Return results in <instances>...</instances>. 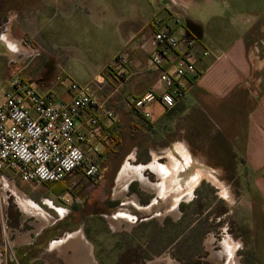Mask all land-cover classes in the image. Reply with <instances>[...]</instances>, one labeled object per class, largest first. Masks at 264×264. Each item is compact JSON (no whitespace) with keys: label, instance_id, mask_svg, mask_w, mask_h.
<instances>
[{"label":"crops","instance_id":"0c3cea01","mask_svg":"<svg viewBox=\"0 0 264 264\" xmlns=\"http://www.w3.org/2000/svg\"><path fill=\"white\" fill-rule=\"evenodd\" d=\"M173 2L163 0L160 7L157 0H0V85L6 79L20 76L33 84L40 94L51 96L57 102H66L71 94L57 84L58 77L89 84L97 100L105 102V110L115 115L113 120H108L104 112L98 111L103 136L110 133L112 141L118 138L121 143V120L125 116L130 133L136 135L154 126V121L163 119V124L169 128L183 116L194 113L200 118L204 115L215 128L209 137L216 143L214 148L231 151L252 169L246 181L251 182V191L264 201V88L259 96L252 80L253 71H264V0ZM174 13L181 16L180 25L174 28L176 34L191 32L197 41V52L207 51L209 55L199 54V77L182 81L188 93L173 109L157 101L137 111L129 102L131 97L163 90L160 70L150 66V55L154 50L151 23L161 16L174 26ZM258 47H262L263 55L255 61L252 55L254 51L257 53ZM122 52L127 53L128 64L123 68L115 65L112 77H106L105 72ZM236 102H241L244 108L238 109L241 114L235 121L236 127L228 133L212 118L216 119L219 107ZM145 113L150 114L148 119ZM88 116V113L84 114L78 122L82 132L88 127ZM96 141H100L98 137ZM102 141L101 151L108 140ZM30 202L39 219L52 221L41 208ZM49 206L53 207L52 204ZM53 208L59 214L68 213V207ZM39 219L35 218L38 223L31 225L33 229L17 237V244H12L6 255L7 262L84 263V259L69 248L71 245L64 244L67 250H64L66 254L61 250L63 256L53 254L58 248L54 244L68 238L49 242L51 234L40 236L47 226ZM83 228L79 231L87 243L80 245L86 249L89 243L82 234ZM31 234L36 236L34 244Z\"/></svg>","mask_w":264,"mask_h":264},{"label":"rangeland","instance_id":"374dc122","mask_svg":"<svg viewBox=\"0 0 264 264\" xmlns=\"http://www.w3.org/2000/svg\"><path fill=\"white\" fill-rule=\"evenodd\" d=\"M157 2L163 6V0ZM259 51L252 55L255 61L263 55L261 48ZM256 70L260 75L264 72ZM113 74L112 70L105 72L106 77ZM258 81L262 84L264 77ZM240 108H244L241 102L228 103L216 110L212 120L230 133ZM197 115L183 116L169 128L163 119L154 121V126L136 135L130 133L125 116L121 120V146L114 147L108 140L102 150L101 179L92 182L80 171L67 177L66 187L62 185V190H67L57 193L68 195L63 203L58 197L50 199L42 185L30 186L11 172L0 173L1 264H10L6 255L12 244L33 229L31 225L38 223L35 218L39 219L34 210H21L16 191L50 217L52 221L39 219L45 227L66 215L53 207H74L77 217L83 215L84 220L74 223V228L65 226L67 232H53L48 238L55 242L68 238L54 244L58 248L53 254L63 256L61 250H67L64 244L71 245L76 256L86 258V264H117L122 245L117 248L116 244L123 238L130 256L137 249L142 255L138 259L147 258L138 264H264V201L246 181L252 169L231 151L214 148L216 143L209 140L213 124L204 115L201 119ZM108 146L113 150L107 151ZM163 168L164 173L171 172L166 178ZM122 216L129 220L118 219ZM151 222L155 226L146 232L151 243L141 248L145 242L137 235L127 238L141 224ZM167 222L169 228L160 233L158 229ZM80 224H84L82 234L89 243L86 249L80 245L87 243L79 231ZM72 238L78 241H68Z\"/></svg>","mask_w":264,"mask_h":264},{"label":"built area","instance_id":"2783aa9c","mask_svg":"<svg viewBox=\"0 0 264 264\" xmlns=\"http://www.w3.org/2000/svg\"><path fill=\"white\" fill-rule=\"evenodd\" d=\"M179 14H172L174 26L161 16L151 23L154 50L150 66L160 70L163 90L131 97L129 102L137 111L157 101L173 109L188 93L182 81L199 77V54L209 55L207 51L197 52V41L189 32L176 34L174 28L181 23ZM128 62L127 53L122 52L114 65L123 68ZM57 84L71 94L69 101L57 102L51 96L40 94L20 76L6 79L0 85V173L11 172L20 181L35 187L61 182L77 171L86 179L98 182L102 140L111 137L110 133L103 136L98 111L104 112L108 120H113L115 115L106 111L105 102L93 95L91 85L79 84L64 76L57 78ZM86 113L88 127L82 132L78 122ZM144 116L148 119L150 114ZM67 197H61V201H67Z\"/></svg>","mask_w":264,"mask_h":264},{"label":"trees","instance_id":"16d2710c","mask_svg":"<svg viewBox=\"0 0 264 264\" xmlns=\"http://www.w3.org/2000/svg\"><path fill=\"white\" fill-rule=\"evenodd\" d=\"M262 48V47H261ZM108 70H112V67H110ZM256 73V74H255ZM259 72H257V70H255V71H253V77H252V80H253V85L255 86V88L257 89V92H258V95L260 96L261 94H262V91H263V88H264V82L262 83V85L261 84H259V81L258 80H260L261 78H262V76L264 77V72H263V74H258ZM110 140H112V136H111V139ZM114 140H115V143H114V147H120L121 146V142H120V139H118V138H115V139H113V141H112V143L114 142ZM110 147V146H109ZM108 147V149H107V151H111V150H113L112 149V147H110L109 148ZM67 189H63L62 190V192H64V191H66ZM169 224L170 223H165V225H164V227L163 228H159L158 230H160L159 232L160 233H163V232H165V230L167 229V228H169ZM153 226H155L154 225V223H143V224H141L137 229H135L134 231H133V234H131L129 237H127V238H132V237H134V235H137L138 236V238H140L141 240H143L144 242H145V244H142V245H139L141 248L144 246V245H148L149 244V242H150V240H149V238H148V236L146 235V232H147V230L149 229V228H151V227H153ZM172 226V225H171ZM175 227H178L177 225L175 226ZM125 236H127V235H125ZM124 239V238H123ZM123 239L122 240H120V242L122 243H120V242H118L116 245H117V248L118 247H120L121 245V250H118V251H120V253H119V256H118V259H117V264H120V262H122V263H125V264H127L128 262H133V263H141V262H143V260H145V259H147L146 257L144 258H142V259H138L139 258V256H141L142 257V255L139 253V251L137 250V249H135L134 250V252H132L133 254V256L131 255L130 256V254H131V252H129L128 250H130V248H125L126 246H127V244H124V242H123ZM149 241V242H148ZM151 243V242H150ZM133 257V258H132Z\"/></svg>","mask_w":264,"mask_h":264},{"label":"flooded vegetation","instance_id":"af4514ba","mask_svg":"<svg viewBox=\"0 0 264 264\" xmlns=\"http://www.w3.org/2000/svg\"><path fill=\"white\" fill-rule=\"evenodd\" d=\"M66 185V180L62 181V182H59V183H56L54 185H47V186H44V188L47 190V194H49L50 196H54L55 198H60L61 199V196H65L67 195L66 193L64 194H60V195H56L55 193H61L62 192V185ZM67 211L68 213L65 215V217L61 218H57V220H55V222L52 224V225H49L47 226L43 232H42V237L46 236V235H50V234H53V232L55 233H65L67 232V230H65V226H68V228L66 229H71V228H74V226H77V224L74 225V223H76L78 220H80V223L84 220V217L80 216V217H77L76 216V213L77 211L74 209V207H68L67 208ZM117 219V218H116ZM118 219H127L129 220L128 218H126V216H122V217H118ZM130 222V221H129ZM128 224V223H127ZM81 227H84V224H80V228ZM31 237L33 239V243H35V240H36V236H34V234H31ZM53 239V238H52ZM51 238L49 239V242L51 241H54L52 240ZM68 241H78L77 238H72V239H69ZM38 243V241L36 242V244ZM74 244V243H73ZM32 246V245H30ZM35 252V251H34Z\"/></svg>","mask_w":264,"mask_h":264},{"label":"bare ground","instance_id":"6f19581e","mask_svg":"<svg viewBox=\"0 0 264 264\" xmlns=\"http://www.w3.org/2000/svg\"><path fill=\"white\" fill-rule=\"evenodd\" d=\"M170 158H172V160L173 161H176L175 160V158L174 157H170ZM171 160V159H170ZM190 165V164H189ZM191 166H193V165H191ZM168 167V166H167ZM187 167V166H186ZM168 173V174H167ZM171 174V172L169 171H167L166 170V172L164 173V168H163V177H167V176H169ZM165 175V176H164ZM15 198H16V201L19 203V205H20V207H21V209L24 211V212H26V213H29L30 211H33L32 210V208H34L35 209V206L21 193V192H18V191H16L15 192ZM180 198H182V197H180ZM180 200V199H179ZM38 218H40V217H38ZM117 226H120V224H118ZM83 259H84V263L83 264H86V258H84V256H83ZM169 264V263H168Z\"/></svg>","mask_w":264,"mask_h":264},{"label":"water","instance_id":"95a60500","mask_svg":"<svg viewBox=\"0 0 264 264\" xmlns=\"http://www.w3.org/2000/svg\"><path fill=\"white\" fill-rule=\"evenodd\" d=\"M189 34H190V35H192V33H191V32H189Z\"/></svg>","mask_w":264,"mask_h":264}]
</instances>
